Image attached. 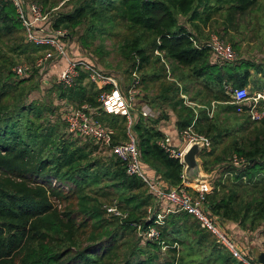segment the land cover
Wrapping results in <instances>:
<instances>
[{
    "label": "trees",
    "instance_id": "trees-1",
    "mask_svg": "<svg viewBox=\"0 0 264 264\" xmlns=\"http://www.w3.org/2000/svg\"><path fill=\"white\" fill-rule=\"evenodd\" d=\"M37 1L45 13L63 1L71 5L70 11L56 13L48 24L53 31H67L70 36L82 31L78 40L84 49L115 28L125 30L120 54L130 66L128 76L135 69L141 75L137 99H151L153 106L169 108L179 135L191 127L210 143L198 157L203 173L215 174L207 196L209 217L264 236V121L252 122L246 113H237L229 96L230 90L249 87L252 74L264 75V67L245 60L213 63L210 51L197 49L191 41H204L201 27L217 17L227 34L238 18L261 7V0ZM10 38L17 41L14 50L20 54L46 49L25 41L14 7L1 3L0 43ZM14 77L10 69L0 70V264H185V255L177 257L173 245L190 246L193 255L194 245H211L214 261L242 264L183 212L166 216L158 227V241L145 242V249L137 246L141 239L136 225L146 230L154 224V218L147 221L154 197L141 180L126 174L117 158L109 153L105 160L96 159L98 147L93 140L86 138L94 145L82 143L67 132L62 118L63 129L49 118L59 109L61 116L63 110L86 106L93 121L113 130V146L124 143L125 117L105 113L98 102L100 92L110 86L98 89L80 70L71 87L53 85L50 93L58 101L53 107L51 103H25L30 91L27 80ZM181 96H187L194 107L186 106ZM212 107L215 111L209 117ZM221 115L225 116L222 120ZM156 120L138 113L132 125L142 166L168 188L177 187L183 165L158 145L164 136L155 129ZM234 155L244 159L241 168L230 164ZM51 178L67 183L69 192L59 186L52 188ZM102 184L117 196L127 219L109 217V221L105 210L85 192ZM50 198L69 205L75 200L77 209L69 207L60 213L52 208ZM126 234L138 237L131 249L125 248ZM163 246L167 250L160 260ZM262 247L264 250V241ZM208 260L210 256L205 262Z\"/></svg>",
    "mask_w": 264,
    "mask_h": 264
},
{
    "label": "built area",
    "instance_id": "built-area-1",
    "mask_svg": "<svg viewBox=\"0 0 264 264\" xmlns=\"http://www.w3.org/2000/svg\"><path fill=\"white\" fill-rule=\"evenodd\" d=\"M1 3H10L15 9L18 20L24 29L25 41L29 44L45 47L47 54L44 60L48 65L53 63L51 51L58 56V63H64V68L58 75L57 84L63 87H71L78 79L80 70L87 74V81L94 84L98 89L110 86V90H102L98 96L101 109L108 114L123 116L126 119V141L118 145H112L114 132L107 126L93 121L86 113L87 107L68 108L63 110L61 118L67 126V132L75 137L89 138L100 147L105 148L111 155L117 158L125 168V172L130 177L141 180L149 193L154 197L155 204L147 209V221L154 218V224L146 230L136 225L138 236L142 241H158L160 233L158 227L164 224L166 216L179 212L192 216L201 230L209 233L216 243L232 255L242 264H257L254 259L247 256V253L235 242L230 235L220 226L218 221L212 220L208 215L207 196L211 193L210 182L215 176L204 174L206 179L201 182H191L184 177L182 171L181 183L177 187H167L156 176L148 174V170L142 166L140 152L138 150L136 137L132 132V125L138 117V113L143 118L159 116V112L152 113L149 109L136 111L137 96L139 93L140 79L135 69L131 74V83L126 95L121 92L119 81L112 75L105 74L98 66L93 64L87 57L73 54L61 42L64 31H53L49 27L48 13H44L41 6L31 3L28 0H0ZM197 49H208L213 63H232L236 61V54L233 48L221 41L216 35H210L205 43L191 39ZM155 55L161 56L158 52ZM43 63H38L40 68ZM29 72L27 67H17L15 73L19 77H24ZM47 85V84H46ZM231 104L237 107V113H246L252 122L264 121V92H257L253 96L249 95L248 88H238L230 90ZM186 106H190L185 96H181ZM244 108L246 110H244ZM169 138L164 137L158 145L166 151L170 157L178 159L182 164V157L186 149L194 143L202 145V150L208 148L210 143L203 136L193 132L191 127L180 133L181 147L173 149L170 147ZM232 167L241 168L245 161L235 155L231 157ZM183 165V164H182ZM184 169V165H183ZM57 181H51L52 186H56ZM108 217L127 219V213L117 208L114 202L109 207H104ZM163 244V243H161ZM162 249H166L165 246Z\"/></svg>",
    "mask_w": 264,
    "mask_h": 264
},
{
    "label": "rangeland",
    "instance_id": "rangeland-1",
    "mask_svg": "<svg viewBox=\"0 0 264 264\" xmlns=\"http://www.w3.org/2000/svg\"><path fill=\"white\" fill-rule=\"evenodd\" d=\"M28 1L40 6L37 0H28ZM65 2L66 1L59 3L55 9L48 12L47 17L49 21H51V17L54 16L56 13H64L70 11L71 5ZM261 4H262L261 7L253 9L250 14L246 15L243 18H238L236 20V24L229 29L227 34L223 30L222 19L218 17L215 20H213L207 27H201L199 34H200V39L204 40L202 41V43H205L210 35H216L221 41L230 45L235 51L236 61L234 63H237L240 60H245V61H251L255 64L264 67V0H261ZM64 32L65 34L61 38V42L67 47L68 50H70L75 55L79 53L81 57H87L89 60H92L97 66L101 67L103 70L116 75L121 85V90L123 92H126L127 87H129V84L131 83V78H130V74L129 76L127 74V70L130 69V66L126 61L123 60L120 54V46L122 44L123 39L126 36L125 30L121 26L119 28L113 29L108 34L102 35L100 38L96 40H92L91 47L89 49L82 48L78 40L82 31L79 30L75 35H71V36L68 34L67 31ZM16 42L17 41H14V38H10L0 43V67H1L0 70L5 71L6 69H10L14 73L15 79L27 80L25 85L30 88V91L27 95V99L25 103L34 102L37 105L51 103L54 107V105L58 104V101L55 100V96L54 94L50 93V90L52 89L53 85H57L56 81L58 79L57 78L58 76L56 74H52L54 72L51 69L56 66L55 65L50 66L48 65V62L44 60L45 55L47 54L46 50L43 52L35 51V52H27L25 54H20L19 52L14 50L15 47L17 46V44L15 45ZM49 53L52 54L53 56L52 61L55 64V61L58 60V56L54 53V51H51ZM38 63H43L40 68H37ZM163 64L164 66L166 65L165 63ZM19 66L27 67L29 69V72L26 74V76L19 77L15 73L16 68ZM168 68L169 66L167 67L166 65V69L170 71V69ZM34 70H38L39 72H37L35 75L32 76ZM167 75L169 78L170 72H168ZM140 78L141 75H139V79ZM250 82H251L250 86L247 87L250 96H253L259 90L262 91L264 90L263 74L260 75L252 74ZM185 98L187 102H190L187 96H185ZM137 100L138 101L136 104V111H138L139 109V100H142V98L140 97ZM190 106L194 107V104L190 102ZM59 111L60 109L57 112L58 114L54 113L53 116L49 117L50 123L53 125L57 124L61 129H63V124L60 123L61 116L59 114L60 113ZM214 111L215 108L212 107V110L208 112V116L211 117ZM224 117H225L224 115H221L220 119L222 120V118ZM237 117L241 122L240 120L241 116L240 117L237 116ZM76 138L79 139L82 143L84 142L92 143L91 140L89 141L86 138H81V137H76ZM92 144L94 145V143ZM95 146L98 147L97 153L95 155L96 159L105 160L109 157L108 156L109 152L105 148L100 147L98 145ZM198 161L200 163L199 159ZM200 168H201V163H200ZM50 180L57 181L56 186H53L52 188L59 186L62 187L66 193L69 192L68 191L69 185L67 183L64 182L59 183L60 181L53 178H51ZM105 185L107 184H102L101 186L93 187L91 189L86 188L85 192L91 197L95 205L101 206L100 208L102 209V211L105 210L104 207H109L114 202L117 203V208L119 210H122L121 209L122 207L121 208L119 207L118 204L119 201L117 199V196L112 195L110 193V190L105 189L104 188ZM50 203L52 205V208L59 211L60 213H62L69 207L77 209V202H75V200H73V203L69 205L67 204L68 203L67 201L63 202L57 200L56 198H50ZM105 217L110 221L109 217L107 216ZM188 223H190L191 225V222ZM223 229L227 232L225 228ZM256 233L257 234L252 235L251 238L255 236L254 238L258 239V237L262 236L263 234L262 232L259 231H256ZM228 234L230 235V233ZM188 235L186 239L190 241V234ZM137 238L134 237V235L129 236L126 234L124 236V242H126L125 248L131 249V247L135 246V240L137 242ZM138 239L141 238L139 237ZM210 240H208V243ZM260 245L261 244L249 245L250 248H248V251L250 257L252 258L255 257L256 252L261 248ZM137 246L141 249H145V241L141 240L140 242L139 240ZM173 246L176 247L177 249V257L178 256L182 257L183 255H185L184 256L185 264H198V263L220 264L214 261L215 257L214 254H212L214 252L211 245L203 246L201 248L199 246L194 245V248H192V252L194 251L195 255L191 253L190 246H188L187 248L181 245H177V246L173 245ZM166 250L167 248L166 249L161 248L160 260H163V257L165 255L164 253H166ZM187 252L191 254L188 256L186 254ZM209 256L211 260L205 262Z\"/></svg>",
    "mask_w": 264,
    "mask_h": 264
},
{
    "label": "crops",
    "instance_id": "crops-1",
    "mask_svg": "<svg viewBox=\"0 0 264 264\" xmlns=\"http://www.w3.org/2000/svg\"><path fill=\"white\" fill-rule=\"evenodd\" d=\"M50 66H54V63H52ZM64 68V63L60 62L56 64V67H53L51 70L54 72L52 74H56L57 76L60 74V72L63 70ZM49 69V66H48ZM50 70V71H51ZM48 83V81H47ZM48 85V84H47ZM120 86V84H119ZM120 90H121V86H120ZM121 92L123 93V91L121 90ZM149 109L152 113H157L159 112V116L157 117H151V118H145V119H157L156 120V124H155V129H157L158 131H160L164 137L169 138L170 140V147L173 149H179L181 147V143H180V135H179V131L176 127V118L174 116V114L172 113V111L165 107V106H160V107H155L152 105L151 99H142L139 100V109ZM160 117V119H158ZM220 226H222L223 228H225L227 230L228 233H230L236 240H238V244L240 245V247L245 250L246 253H249L248 248L249 245L251 244H261V248L256 252V254H258L259 252L264 251L263 247H262V243L264 241V236L262 234V236L258 237V239H255L254 237L251 238L252 235H256V232H250V231H243L241 230L236 224L231 223V222H224L221 221L219 222ZM258 242V243H257ZM255 254V255H256ZM254 259V258H253Z\"/></svg>",
    "mask_w": 264,
    "mask_h": 264
},
{
    "label": "water",
    "instance_id": "water-1",
    "mask_svg": "<svg viewBox=\"0 0 264 264\" xmlns=\"http://www.w3.org/2000/svg\"><path fill=\"white\" fill-rule=\"evenodd\" d=\"M201 151L202 145L199 143H194L186 149L182 157V164L184 165V177L191 182H201L206 179L198 161ZM254 261L257 264H264V251L256 254Z\"/></svg>",
    "mask_w": 264,
    "mask_h": 264
}]
</instances>
